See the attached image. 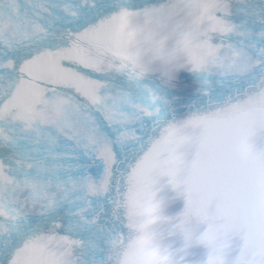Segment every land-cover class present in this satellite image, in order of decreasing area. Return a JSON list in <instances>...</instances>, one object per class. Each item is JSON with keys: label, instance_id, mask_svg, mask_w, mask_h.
<instances>
[{"label": "snow or ice", "instance_id": "snow-or-ice-1", "mask_svg": "<svg viewBox=\"0 0 264 264\" xmlns=\"http://www.w3.org/2000/svg\"><path fill=\"white\" fill-rule=\"evenodd\" d=\"M0 264H264V0H0Z\"/></svg>", "mask_w": 264, "mask_h": 264}]
</instances>
